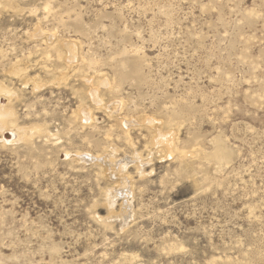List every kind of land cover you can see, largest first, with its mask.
<instances>
[{
    "label": "rangeland",
    "instance_id": "obj_1",
    "mask_svg": "<svg viewBox=\"0 0 264 264\" xmlns=\"http://www.w3.org/2000/svg\"><path fill=\"white\" fill-rule=\"evenodd\" d=\"M0 83V264H264V0H0Z\"/></svg>",
    "mask_w": 264,
    "mask_h": 264
},
{
    "label": "bare ground",
    "instance_id": "obj_2",
    "mask_svg": "<svg viewBox=\"0 0 264 264\" xmlns=\"http://www.w3.org/2000/svg\"><path fill=\"white\" fill-rule=\"evenodd\" d=\"M10 3H11V0H5V4H10ZM53 47L58 53L60 52V48L58 46H53ZM15 70H16V68L12 67L10 71H15ZM109 87L112 88L111 85ZM18 92H19L18 88L15 87L14 85H9V84L6 85L3 83H0V98L4 97V99L7 100L6 103H2V101L0 99V131H3L6 129V130L10 131L13 134V136L16 137V139H20L21 142L23 140V141L29 142V143L32 142V134H34L36 131H38L40 136L41 135L45 136V137L52 136L53 134L48 130V126L46 124L33 125V126H30L31 129H28V130L26 129L25 126L19 125V123L17 121L18 120V113L16 111V106H15L17 100L20 99L19 94H21V93L20 92L18 93ZM92 93L93 92H90V95H91L92 100H93V99H95V95ZM74 116H75V118H77V116H78L77 112H75ZM90 118L91 117L89 115H86L83 118H81L79 123L82 124V122H84L86 124L87 123L86 121H88ZM218 141H219V139L218 140L215 139L214 142H216L218 144ZM176 143L173 140V142L170 144L171 145L170 148H174L173 149L174 151L177 150ZM158 145H160V144H158ZM222 147L216 146L217 149H214L215 151L213 152L212 155H210L211 157L216 158L219 162H223L224 160L226 161V158H227L226 153H225L224 149H222ZM209 154H211V152ZM175 155H178V157L181 158L183 156V153L182 152H176ZM134 158L137 159L139 157L134 156ZM110 162H111V164H113L115 166L116 170L119 173L125 172L126 162L125 163L113 162V161H110ZM135 165L138 167V166H142L143 163H139V164L135 163ZM106 198H107L108 204H110V201L112 199L111 195L109 194Z\"/></svg>",
    "mask_w": 264,
    "mask_h": 264
}]
</instances>
